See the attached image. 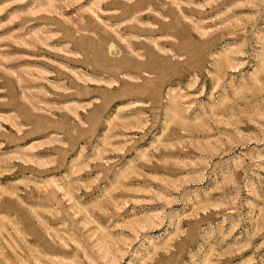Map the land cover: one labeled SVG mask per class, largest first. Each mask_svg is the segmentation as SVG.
<instances>
[{
	"label": "rangeland",
	"instance_id": "obj_1",
	"mask_svg": "<svg viewBox=\"0 0 264 264\" xmlns=\"http://www.w3.org/2000/svg\"><path fill=\"white\" fill-rule=\"evenodd\" d=\"M0 264H264V0H0Z\"/></svg>",
	"mask_w": 264,
	"mask_h": 264
}]
</instances>
